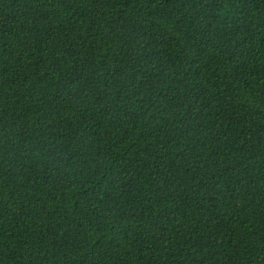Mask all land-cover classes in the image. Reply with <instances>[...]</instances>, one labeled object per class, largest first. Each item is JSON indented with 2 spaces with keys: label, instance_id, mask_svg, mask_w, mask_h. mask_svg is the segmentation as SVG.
<instances>
[{
  "label": "trees",
  "instance_id": "16d2710c",
  "mask_svg": "<svg viewBox=\"0 0 264 264\" xmlns=\"http://www.w3.org/2000/svg\"><path fill=\"white\" fill-rule=\"evenodd\" d=\"M0 264H264V0H0Z\"/></svg>",
  "mask_w": 264,
  "mask_h": 264
}]
</instances>
